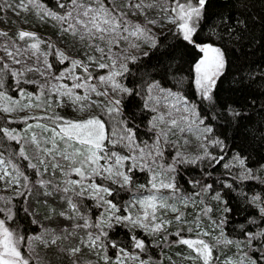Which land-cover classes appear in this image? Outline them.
<instances>
[{
    "label": "snow or ice",
    "instance_id": "6c2138e0",
    "mask_svg": "<svg viewBox=\"0 0 264 264\" xmlns=\"http://www.w3.org/2000/svg\"><path fill=\"white\" fill-rule=\"evenodd\" d=\"M209 2L0 0V12L21 24L29 23L21 13L53 21L63 45L0 29V191L11 192L0 195V264H43L37 246L70 264H264V198L251 199L258 211L236 237L225 231L232 209L222 192L255 179L246 158L229 156L208 113L158 71L171 49L197 50L192 86L200 101H214L247 21L209 17ZM169 35L176 43L157 56ZM193 135L196 155L182 151ZM218 167L239 172L218 180ZM138 174L144 183L134 182ZM40 204L49 208L43 217ZM21 212L34 228L21 227ZM121 228L126 243L115 238ZM173 247L179 262L167 254Z\"/></svg>",
    "mask_w": 264,
    "mask_h": 264
},
{
    "label": "trees",
    "instance_id": "16d2710c",
    "mask_svg": "<svg viewBox=\"0 0 264 264\" xmlns=\"http://www.w3.org/2000/svg\"><path fill=\"white\" fill-rule=\"evenodd\" d=\"M245 4L248 5L246 10ZM230 13L239 14L241 19L246 20L247 29L242 32V39L235 43V51L227 53L229 66L217 81L213 102L200 101L192 86V63L200 55L197 50L183 46L171 49L172 55L163 56L158 71L167 70L166 86L193 100L202 115L208 113L209 119H206L205 123L210 122L213 135L224 141L228 155L240 153L246 158V166L252 169L255 179L238 181L231 190L222 192L232 209L228 214L229 223L225 231L236 237L240 225L246 223V218H252L250 214L258 211L256 206L250 203L251 199L254 196L264 198V131H261L264 128V0H238L236 3H233V0H210L207 8L209 17ZM210 30L205 29L201 34L202 38H206ZM175 43V39L169 35L156 55L160 56L170 50V46ZM151 52L155 50H150V54ZM210 150L218 154L216 150ZM230 171L231 175L229 170L218 167L214 170L215 178L231 182L239 170L233 168ZM134 182L144 183V175L138 174L134 177ZM121 197L126 201L129 194L122 192ZM85 203L93 204L89 211H95L94 202ZM15 204L19 207V201H15ZM212 206L215 209L214 202ZM23 215L22 212L17 215L21 227L34 228V225H28L21 219ZM125 231L123 228L117 230L115 238L121 243L127 242ZM166 251L174 261L179 262L180 257L176 255L179 248L173 247ZM159 253L157 248L149 249L148 252L154 260L159 257Z\"/></svg>",
    "mask_w": 264,
    "mask_h": 264
},
{
    "label": "rangeland",
    "instance_id": "374dc122",
    "mask_svg": "<svg viewBox=\"0 0 264 264\" xmlns=\"http://www.w3.org/2000/svg\"><path fill=\"white\" fill-rule=\"evenodd\" d=\"M21 17H24L28 20V24H21L20 18L16 17L10 10H6L4 12H0V29L9 32V35L15 33L18 27L20 28H27L29 30L37 32L42 37L50 39L53 43L57 44L60 47H63L61 41L58 39L57 29L54 26V22L49 20L47 23L40 22L38 17L32 15L31 13L25 16L24 13H21ZM71 49V44H69V48L66 50ZM147 50V49H146ZM30 79L39 80V76L35 73L29 74ZM30 87L27 88L28 91H32L33 85H29ZM25 113H17L15 114L16 118L19 119L20 116L24 115ZM64 114L71 115V112L66 111ZM31 122V121H30ZM171 139L175 140L176 137H171ZM189 143L187 145H183L182 151L186 153H190L192 155H196L199 153V141L196 140L195 136H189ZM0 195L2 196H10V191H0ZM31 202V198L30 201ZM15 203V201H14ZM51 203V201H50ZM57 207V211H59V207ZM37 211L41 217L48 214L49 208L46 205L40 204L37 206ZM36 252L39 254V257L43 261V264H70V261L67 256H58L54 254L53 250L46 249L43 246H37ZM86 259L95 260L96 258L93 256H87Z\"/></svg>",
    "mask_w": 264,
    "mask_h": 264
}]
</instances>
